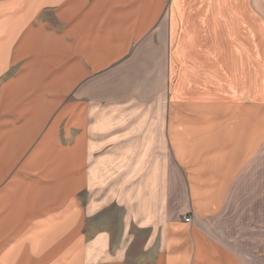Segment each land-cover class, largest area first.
<instances>
[{
  "label": "crops",
  "instance_id": "obj_1",
  "mask_svg": "<svg viewBox=\"0 0 264 264\" xmlns=\"http://www.w3.org/2000/svg\"><path fill=\"white\" fill-rule=\"evenodd\" d=\"M262 22L264 0H0V183L19 166L54 178L44 191L22 188L13 203L0 201V235L28 220L0 264L86 263L72 194L88 180L91 135L118 117L94 106L112 108L123 88L149 94L150 61L168 53L170 70L172 51L191 57L195 82L188 107L174 98L164 116L185 203L167 220L163 213L159 249L141 262L264 264V74L257 47L237 58L226 41L252 38L256 27L244 24ZM202 39L216 44L205 63ZM132 102L138 109L123 116L149 134L151 112L139 109L149 99ZM60 124L65 139L77 132L66 149L54 142Z\"/></svg>",
  "mask_w": 264,
  "mask_h": 264
},
{
  "label": "rangeland",
  "instance_id": "obj_2",
  "mask_svg": "<svg viewBox=\"0 0 264 264\" xmlns=\"http://www.w3.org/2000/svg\"><path fill=\"white\" fill-rule=\"evenodd\" d=\"M243 27L246 31L256 27L251 33L252 38L243 42L239 37L228 36L226 41L234 46L237 58H241L243 51L257 47V62L264 74V22L246 23ZM208 42L202 39L198 44L197 50L202 51L198 59L200 63L206 62V47L215 44L214 41L212 44ZM225 56L220 55L218 59L212 58L213 61L207 62H223ZM179 57L177 59L172 51L171 68L168 70V53L153 56L149 70V94L132 93L131 88H123L112 108L109 102L94 106L98 111L118 110V117L103 121L106 122L102 128L105 134L91 135L88 180L81 192L72 194L84 214L82 255L85 264H106L116 260L123 261L122 264H142L144 254L152 259L160 246L163 213L167 220L185 203L184 185L166 142L164 119L165 112L172 108L174 98L182 101L184 110L190 101V87L195 84L191 76V57ZM244 59L249 63L252 61L249 55H245ZM138 98H144L145 102L149 99L148 108L147 103L139 108L151 112L149 134H139L145 128L136 132L137 126L142 127L138 123L141 120L126 119L122 114L126 116V113L138 109V105L132 102ZM62 127L60 124L54 142L59 145L56 147L66 149L76 142L77 132L72 131L70 137L65 139ZM49 174L19 166L6 181L0 183V201L13 203L15 193L22 188H29L30 192L44 191L54 181ZM56 195L53 193V196ZM3 217L0 216V223ZM27 223L28 220L24 218L12 230L1 233L0 252L26 234ZM150 242L152 245L146 248Z\"/></svg>",
  "mask_w": 264,
  "mask_h": 264
},
{
  "label": "built area",
  "instance_id": "obj_3",
  "mask_svg": "<svg viewBox=\"0 0 264 264\" xmlns=\"http://www.w3.org/2000/svg\"><path fill=\"white\" fill-rule=\"evenodd\" d=\"M184 221H185L186 223H191V217H189V216L185 217V218H184Z\"/></svg>",
  "mask_w": 264,
  "mask_h": 264
}]
</instances>
